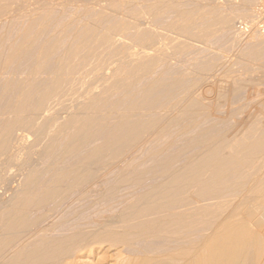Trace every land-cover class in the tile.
I'll return each mask as SVG.
<instances>
[{
    "label": "bare ground",
    "instance_id": "6f19581e",
    "mask_svg": "<svg viewBox=\"0 0 264 264\" xmlns=\"http://www.w3.org/2000/svg\"><path fill=\"white\" fill-rule=\"evenodd\" d=\"M59 1H62V0H59ZM90 1L92 2L94 0H66V2L69 5L71 3V4H74L77 6H79V5L82 6V3L87 4ZM98 1H100V0H98ZM151 1H153V0H151ZM162 1L163 0H161V1L158 0V3L156 4L157 8L158 7H163L162 9L167 8L166 7L167 4H165V2H164L165 0L163 2ZM178 1H176V2H178ZM190 1L191 0H189V2ZM206 1L212 3V2H216L217 0H211V1L206 0ZM221 1L222 0H220L219 2H221ZM224 1L227 3V2L233 1V0H224ZM95 2H96V0H95ZM129 2L123 1V3H129ZM195 2H197V1H195ZM155 3H153L154 8H151V10L148 7L144 6L145 8L149 9L146 11L154 12L152 9H155V11H156L157 8L155 7L156 5H154ZM169 3H170V1H169ZM48 4H50V0H0V16L2 17L5 14L6 15L10 14L11 13L10 10L13 7H16V9L18 11H19V9L20 10L24 9V7L28 6V5H31L34 7H43V9H44V7H46ZM112 4L115 5V7H118L120 3L116 4L113 2ZM149 4L152 7V4L151 3H149ZM173 4H175V2H173ZM173 4H172V6H174ZM181 4L179 3L180 6H181ZM187 4L189 5V3H186V5ZM207 4L205 3V6ZM220 4L221 3H219L218 5L222 6ZM88 5H90V4H88ZM186 5H185V9H186ZM212 5H213V3L210 4L209 6L207 5V9H208V7H210L209 9H212V10L208 9L209 13H210V11L212 12L214 10L212 8L213 7ZM215 5L217 6V4H215ZM244 5L246 7H248L250 10H252V11L254 10V12H257V14H258V12L260 13L264 9V0H260L259 2L256 0H244ZM52 6L54 7V5H52ZM95 6H93V7H95ZM121 6H123V5H121ZM176 6H178V5H176ZM195 6L196 7H194L193 9H196L197 7H199V2H198V6L197 5H195ZM202 6H204V4ZM202 6H200V9H197V11L198 10H200V12L202 11V14L204 12L207 13L206 9H205L206 11H203L205 6L204 7H202ZM112 7H114V6H112ZM201 7H202V10H201ZM238 7H241V5ZM238 7H237V9H238ZM214 8H215V6H214ZM28 9L29 8H27V10ZM136 9H138V8H136ZM136 9L134 10V8H133V11H136L137 13L135 12V14L133 16L131 15L132 18L134 19V21H124V20H122L123 19V17H122V18H120V20L117 19V20H119V22H117V20H116V23L113 22V24L115 23L114 25L111 24V26H109L110 24L107 25V22L105 24V22H103L104 21V19H103L102 22L105 25H107L109 28L110 27L111 28L108 30V27H105L106 31H104L98 35H96L98 32L97 31L98 29L96 30L94 28L95 26L91 27V29H93V28L95 29L93 32L97 31L95 33V35H96L95 37L89 38V36H88V38H87L88 33L89 34L93 33L91 30H90L91 33L88 32L82 36H80L77 33L75 35V33H74L75 31L72 32V30H71V32L73 33V35L71 37L76 36L78 38V39L76 38L78 41L76 39H74L75 42L73 43V45H71L68 48V50H66L67 52L64 51L65 53L62 52V54H60L61 49H60L59 39L52 41L53 44L52 43H49V45H47V43L45 45L42 44L44 46L41 45V48H40V46L38 47V44L35 41L37 39L31 38V40L28 41V40H26L27 38L25 37L26 43L23 40L24 44H22L21 46L19 44H17V49L11 50L12 49L11 48L10 49L11 51L8 50L9 52L6 53V56H5L6 61L4 60V63L7 62V64H9L8 63L9 60L13 59V61H14L15 57L20 56V55L22 56L23 55L22 52L26 53L28 51L32 52L33 50L42 49V50H40V53L38 52L39 54L37 53V55H36L37 57L35 56L36 59H35V61L33 60V65H31L30 73L34 77L31 76L32 78H29V80H26V82H25L29 87H33V86H35V85H33V83H35L37 81H41V79H38L40 77V75L38 76V78L36 75L40 74L46 68L47 69L50 68V67L49 68L46 67L47 66L46 64H47L48 60H50V58L52 57V55H54V53L56 51L59 52V55L55 53L54 57L57 55L59 57H56V59H55L56 61H55L54 65L52 66L54 68H53V70L50 69L52 74L50 75V73H51L50 72L49 73L50 76L47 75L48 78L45 79V80H47V82L44 85V87L42 89L39 88L40 86L38 87L41 90L39 92H37V95L34 96V94L31 93V90L29 91V89H27V88L23 89L22 92L19 93L20 94L18 96L19 100H17L16 103L14 102L15 104L12 107L8 108L9 109L8 112L6 110V112H7L6 115H5L6 112L4 113L6 118L3 117L5 121L3 119H1L4 121V124H3V127L0 126V127H2V130H0V167L1 166H7V165L12 167V166H15V164L16 165H22V167H24V166L25 167H28V166L31 167V165L35 166V163H34L35 161L33 162L32 155L38 146L34 149V145L27 142V136H28V138H30V135H33L34 137H36V140H37L36 145H39V147H40V150L38 151L40 159H45V158H49V157L52 158V156L55 155V157H56L55 160H57V159L62 160V158L67 159L69 156H71V154H76L77 152L82 157V139L83 138H85V140L88 138L92 139L93 136L94 137L96 136L95 134L98 131L104 130L105 133L107 132L106 135L104 134V132L102 133L104 135V136L102 135L103 140L98 145H96V146L93 145V148L90 149L89 156H87L85 158V160H83V161H82V158L79 159V157H78L79 162L78 163L75 162V164H74L75 167L71 166V168L70 167L68 168L70 170L69 171L70 176H73L76 179V183H74V186H76L75 184L78 185L77 180L82 178V168L85 170V172H89V169H91L95 164L98 166V163H101L102 165L105 166L110 161H112V159H119V158L123 157L127 153L128 149L134 148L136 146H138V148H139L140 144H142L144 141H146L145 143H147L148 138H147V140L142 141V138H144L143 137L144 134L146 135V133H148V134L156 133V135L157 134L158 135L161 134V136L164 134L166 135V133H168L169 130L170 131L172 130L171 129L172 127H174V126L177 127L178 123L183 118L188 117L190 119L191 118L193 119L194 116L205 117V115H207L210 112V111L208 112L209 107H207L205 102L201 101L202 100L201 98H199L198 96L197 97H193V96L188 97L191 89L188 91L189 94L187 93L186 90H184V91H186L187 94H185V92H184L183 96H181L182 95L181 94L180 97L178 96L174 100H173V98L175 97V95H174L175 93L173 94L174 95V97L172 98L173 101L172 102L170 101L171 103L168 106H166V108H164L162 106L164 108V110L166 111V112H164V114L166 116H163L164 114H162V112H161V114H159V116L157 114H156L157 116L151 115L154 117L148 119L149 117H147V115H145V117H147V119H148V120L146 119L145 121L143 120L145 117L142 120H141V117H139V114H142L141 113L143 111L142 108L146 109L147 111L149 110L150 112L151 111L153 112V110L155 111L157 109V108H155L158 106L157 104L153 103L151 105L152 102L150 103L148 101L145 103L143 101V100H145L144 99L145 96H143V98L141 100L143 102L138 101V98L136 96L137 94L135 95V97H132V95H133L132 93L134 91L131 92V96H129L128 98L123 96V93L126 90H123V91L120 90L121 92H123L122 94L119 91L121 94V97H119V95H118V98L113 97L114 93H116V92L119 93L118 92L119 89H127V91H128V89L130 90L137 80L138 81L141 80V79H139L140 77L144 76L145 74H148L149 72L151 73V71L160 62H162V64H163V61H165V60L167 61V59H168L166 57L163 58L160 54H158L156 56L154 55V57H153V55L150 54L152 57L148 56L149 58L146 57L147 55L145 57H140L141 54H139V53L142 51L145 52L147 50L143 49L141 51L140 50L135 51L136 47H133V46L126 47L128 44L126 46H123V45H125V43H128V42H126L128 39H126L125 43L124 42L122 43L123 45L117 47L118 46L117 41H118V38H120V37H125V38L128 37L129 40L135 39L137 36L136 32H139L140 34L138 33L139 34L138 37H139L140 41H141V38H143V37H141V36H143V35H141V31H144L147 28L146 27L147 24H149L150 22H147V24H146V26H144V30H143L141 27L143 26V24L145 22L144 20L147 21V18H145L143 20V16H146L144 11H142L144 13V15L142 16L143 13L140 14L141 11H137ZM185 9H182V7H181L180 11L182 10V12L178 11L179 14H177V15L180 17L177 19H179V20L176 21V19H175L176 15H175L174 16L175 21L172 18L171 19V20H173L172 22L167 21L168 22V26L166 25L167 27H165V26H162V27H165V28L169 27L170 29H167V30H170V32H172V33L174 32L175 35L177 33L178 34L181 33L180 35H182L184 33L192 41H194L193 39H195V40H196V38L202 39L203 37H204L203 39L205 41V36L207 35V32L203 33V31H209V30L205 29V27L207 26L206 25L207 22L206 23L202 22V21H205V18L200 20L202 22V24L199 23L196 26V27H198L201 24V26L202 25L203 26H202V28H200L201 26H199V28L205 29V30H203V31L201 30L202 32L201 31H199V32L195 31V29H194L195 23H196L197 18H199V17H197V16L195 17L193 15L194 12H192V14H189L187 12H183V10H185ZM219 9H220V7H219ZM88 10H89V8H88ZM165 10H163V11H165ZM176 10L174 11L175 13L177 12ZM189 10H190V8H189ZM192 10H190V11H192ZM31 11H33V10H31ZM126 11L128 14V10H126ZM157 11H159V10L157 9ZM186 11H188V10H186ZM190 11H188V12H190ZM34 12H36V11L34 10ZM90 12H92V11H90ZM138 12H140V13H138ZM159 12H162V11L160 10ZM166 12L168 13V10ZM200 12L196 13V10H195V13L197 15L198 14L200 15ZM215 12H218V11H213L214 14H215ZM226 12H227V10H226ZM231 12L229 14H231ZM237 12H238V10H237ZM12 13H14V12L12 11ZM132 13H133L132 11L129 12V14H132ZM156 13H155V15L158 16L159 14L157 15ZM47 14H44L42 16L45 17ZM97 14H99V13H97ZM103 14H104L103 12L102 13L100 12L99 16L101 15V17H103ZM127 14H125V11H124V15H127ZM151 14H150V16H151ZM237 14H239V13H237ZM237 14H234V16H236ZM42 16H41V18H39L40 16L38 17L39 20L40 19L42 20V18H43V20L47 19V18H44ZM99 16H97V17H99ZM104 16H106V15L104 14ZM128 16H125V19H126V17L128 18ZM152 16H154V15H152ZM203 16L205 17V14L202 15L199 19L203 18ZM219 16H223V15H221V14L215 15V17H217V21L218 20L220 21L221 19L224 18L225 23H229L231 21L233 22V20L227 22L229 20L228 18L230 17V15H228V16L225 15L228 20L225 17L218 18ZM158 17H160V16H158ZM158 17L156 18L157 21H158ZM207 17H208V15H207ZM245 17L246 16H244V18ZM253 17H255V16H253ZM32 18H34V16ZM35 18H36V15H35ZM94 18H95V16H94ZM105 18H107V17H105ZM150 18H148V19H150ZM239 18H240V16H239ZM98 19H101V18L100 17L97 18L96 19L97 22L100 21ZM115 19H114V21H115ZM230 19H231V17H230ZM245 19L248 20L247 18H245ZM262 19H264V18H262ZM34 20H36V19H34ZM39 20H37V21L39 22ZM126 20H130V19H126ZM153 20H154V18L152 20L150 19L149 21L153 22ZM235 20H237V19L235 18ZM42 21H40L39 23L42 24L45 22V21L44 22H42ZM46 21H48V19ZM161 21H163V20L161 19ZM197 21H199V20H197ZM206 21H208V19ZM213 21H212V23H213ZM219 21H218V23L222 22V20L220 22ZM242 21H243V19H242ZM249 21H247V22H249ZM38 22L35 24L37 25ZM152 22L150 24H152ZM250 22L252 23V21H250ZM225 23L222 22L221 23L222 26L219 25L218 27L222 28L224 26L223 24H225ZM77 24L79 25V23H77ZM165 24H167V23L165 22ZM165 24H163V25H165ZM210 24H211V22H210ZM230 24L231 23H229V25ZM260 24H262V23H260ZM209 25H208V29H209ZM263 25H264V23H263ZM46 26L47 25H45L44 27H46ZM255 26H257V25H255ZM255 26H254V28H255ZM67 27H68V25H67ZM83 27H84V25L81 26L80 28H83ZM165 28H162V29H165ZM210 28H213V27L210 26ZM249 28H251V27H249ZM69 29H70V27H68V30ZM74 29H76V28H73V30ZM140 29H141V31H140ZM152 29L148 28L147 32L149 33L151 31L153 32V30H155V29H153V30ZM33 30L31 29V31H33ZM50 30H51V28H50ZM68 30H66V32H65L62 29V31H64L65 33H67ZM77 30H78V28H77ZM159 30L160 29H158L157 31H159ZM167 30H166V32H168ZM246 30H247V28H246ZM256 30H258V28ZM27 31H29V30H27ZM52 31H54L53 28H52ZM212 31L213 30H211V34H212ZM42 32H43V30H42ZM84 32H86V31L84 30ZM152 32L149 35H147L146 31H144V35H145V33L147 35V37H146L147 40H145V39H143V40L146 41L147 43H149L147 45H149L151 47V49H153V48L158 49V48H160V46L162 44V42H161L162 38H160V37H162V34L164 36L165 33H162L160 31L156 32L157 34L162 33L161 36H159V35L152 33ZM184 34L182 36H184ZM241 34H243V33H240V35ZM62 35H63V38L66 37L65 40H67V39L70 40V38H71V37L67 38V36H70L69 33H68V35L66 34L65 37H64V34H61V36ZM133 35H136V36H133ZM165 35H168V34L166 33ZM180 35H179V38H181ZM132 36H133V38H131ZM169 36L170 35L166 36V38L172 39L171 36L170 37ZM208 36H209V34H208ZM236 36H237V34H236ZM248 36H249V33H248ZM22 37H23V35H22ZM54 37L55 36H53V38ZM253 37H254V34H253ZM40 38L41 37H39L38 40H40ZM53 38H52V40H53ZM164 38L162 41H164ZM177 38L178 37H176V40H177ZM21 39L22 38H20L18 40L19 43H20ZM254 39L256 40V38H254ZM136 40H138V39H136ZM143 40H142V42L144 43ZM237 40H239V39L237 38ZM250 40H252V39H250ZM181 41H182V38H181ZM207 41L208 40L206 38V42ZM245 41H247V40H245ZM34 42H36V44ZM63 42H65V41H63ZM138 42L139 41H137V43ZM142 42H139V43H142ZM184 42H185V39H184ZM248 42L246 44H248ZM260 42H261V40H260ZM66 43H69V42H66ZM66 43H65V45H66ZM71 43H69V44H71ZM118 43H120V42L118 41ZM165 43H167L166 40H165ZM178 44L179 43H176V44L174 43V48L176 47L175 45L178 46ZM183 44H185V43H183ZM205 44H207V43H205ZM246 44L244 43V45H246ZM249 44H251V43H249ZM258 44L259 43L256 42L255 45L251 44L253 46L249 45V46H251L250 47L251 49L248 47L249 48L248 50L241 48L243 51H241V49H240L241 53L240 52H239L240 54L237 53L239 55H237L238 58L236 57V59L239 60V64L241 65V67L244 66V68H246V67L248 68L250 63H252L253 61L255 62L256 60H260L258 63V64H260V62L262 60H264V59H262L263 56L260 57L261 53L262 52L264 53V46L261 42L259 44V46L262 44L261 47H259V46L256 47ZM34 45H35V47H34ZM147 45H143V47L145 48V46H147ZM181 45H179V46H181ZM135 46H137V45H135ZM172 46H173V44H172ZM179 46H178V48H180ZM184 46L185 45L181 46V48L183 47L182 48L183 50L185 49ZM254 46L256 48H254ZM162 47L163 46H161V48ZM36 48H38V49H36ZM195 49H200V47L195 48ZM201 49H202V47H201ZM167 50H169V49H167ZM181 50H180V52L177 50L178 53L176 51H175V53H177L179 55V53L183 52ZM236 50H238V49H236ZM161 51H162V49H161ZM28 53L30 54V52H28ZM145 54H149L148 51L145 52ZM182 54L183 53H181V55ZM175 56H176V54H175ZM184 56H186V55H184ZM215 57H217V56H215ZM235 61H237V60H235ZM0 62H2V61H0ZM51 63H53V62H51ZM167 63H166V66L168 65ZM234 64H236V63L233 62V65ZM5 65H6V63H5ZM9 65H8V67H9ZM251 65H253V64H251ZM251 65H250V67H251ZM212 66H215V65H212ZM261 66H263V65H261ZM1 68H3V67H1ZM209 68L210 67H208V69ZM191 69H192V67H191ZM199 69H201V67ZM219 70H220V68H219ZM155 71H156V69H155ZM209 71H210V69H209ZM237 71H239V70H237ZM47 72H46V74H47ZM218 72L216 71L215 73L219 74ZM151 75L149 74V76H151ZM153 75H152V77H153ZM157 76H159V73ZM43 77L45 78L44 75H43ZM155 77H156V75H155ZM161 77H163V76H161ZM161 77L157 78V80L160 79ZM35 78H37L38 80H36ZM179 78H181V77L179 76ZM207 78H208V76H207ZM163 79H164V77H163ZM181 79H183V76ZM146 80H148V79H146ZM232 81L234 82V79ZM238 81L236 80L237 83L241 84L240 80H238ZM148 82H150V81H148ZM162 82H159V83H162ZM236 82H235V84H236ZM154 83H156V84H154ZM154 83L149 84V86L147 85V89H145V92L147 91L150 93L151 91H153V89H155L156 85L158 84L157 82H154ZM164 83H165V81H164ZM164 83H162V84H164ZM235 84L232 85L233 87H231V89L234 88ZM239 84L238 85L236 84L237 86L235 87V90H233V91H236L239 88ZM242 84L240 86H245V84L244 85H242ZM160 85L161 84H158L157 86H160ZM181 85H182V83H181ZM98 86L102 87V89L100 88L102 90L101 92H96L95 89ZM134 86H136V85H134ZM143 86L145 87V85H143ZM183 88H185V87H183ZM34 89H35V87H34ZM185 89H187V88H185ZM139 90H141V89H139ZM204 90H205V88H204ZM206 90L204 92H206ZM33 91L34 90H32V92ZM142 92L143 93H141V94H144V91H142ZM156 92H157V90H156ZM173 92H174V90H173ZM217 92H219V91H217ZM231 92H232V90H231ZM117 93L115 94L116 96H117ZM211 93H212V91H211ZM232 93H234V92H232ZM145 94H147V93H145ZM216 94H217L216 95V97H217L219 94L218 93H216ZM222 94H223V92H222ZM154 95L156 96L157 93H155ZM191 95H192V92H191ZM33 96L36 97L35 98L36 100L32 102L31 100L32 99L34 100V98H32ZM151 96L152 95L150 93V96L149 97L147 96V97L150 98ZM225 96H227V95H225ZM147 97H145V98L148 99ZM158 97H159V95H158ZM162 98H163V96H162ZM222 98H225V97L223 96ZM158 100H159V98H158ZM159 103H162V102H159ZM165 103H167V102H165ZM209 103H211V102H209ZM216 105L214 104V106H216ZM209 109H211V108H209ZM102 111H104V113H102ZM100 113H101V117L99 115ZM156 113H157V111H156ZM168 113H170V114L167 116ZM2 116H3V114H2ZM141 116H143V115H141ZM113 117L116 118L114 121H113V119H114ZM111 118H113V119H111ZM192 119L189 120V121H191V123L189 122L190 125L195 120V119H193V121H192ZM197 119H200V118L198 117ZM205 119H207V116ZM110 120L113 121V123L111 121V123H112L111 126H109L110 124L108 125ZM251 122L253 123V120H251ZM197 123H198V120H197ZM252 123H251V125H252ZM255 123L257 124V126H259V124H261L260 122L258 123V122H255V120H254V124H253L254 127H255ZM193 124L196 125L195 122H193ZM209 124H210V122H209ZM194 125L191 126L193 129L192 132H191L190 128L187 129V127L186 128L182 127L185 129V131H182V132H185L186 137L184 136L185 134L181 132V130L178 129V132L179 133L181 132L186 139L191 138V136L192 137L194 136V138L196 139L197 134H195V133L201 134L200 135V136H202V137H200L201 139L198 136V138L200 139L198 141L199 147L196 144L197 151L195 153L191 154V152H188V154L190 153V155L186 156V158L181 163H179L177 165L176 161L180 162V160H178V159H180L182 157V156H180L181 152H179L180 158H178L176 154H175L176 157L174 156V154L170 156L169 153H167L168 154V157H167L166 150H165L166 148H169V146L172 143H175L174 142L175 140L173 142H168V143L161 145L159 148H157V150L159 149L157 152H160V151L163 152L165 150V156L167 157L166 158V157L162 156L163 160H161V161H165V163L167 164V168L169 167V164H171V165L175 164L174 167H171V165H170V168L168 170H166V168H165L166 171H163V173L165 175L164 178H162L163 180L161 182H158L155 184L152 183L153 185H150V187L146 186L147 187L146 189L143 187V191L138 192V194L136 193L137 195L136 194L135 195H136L137 199H136L135 203L128 205V208L131 209V211H124V210H122L123 212L119 211L118 212L119 214L117 213L116 215L109 216L108 218H106V220L104 222H102L100 225H98L99 226L98 228L94 229L93 231H92L93 226L92 227L90 226L91 232H87L83 235H80L81 233H78V232H76V233L73 232V234L70 233L71 235L69 233H68V235H63L64 234V232H63L62 236H59L56 233H55L56 234L55 235L53 232H51L52 228L57 224H55V225L53 224L54 225L53 227L48 226L49 224L47 225L48 227L44 226V227L37 228L35 226L37 229H35V228L32 229L33 226L31 224L27 223V222H29V219L26 222L25 213H26V209L30 205L27 202H28V200L29 201L31 200L29 197H32V195L34 193H36L35 189L37 187V185H36L37 183H34V182L38 181L37 178H39V176L41 177L42 171L49 169V168L48 169L45 168L42 171H40V168L36 169L34 167V169H36L37 171L39 170L40 173H38L37 171L35 172L34 169L29 170L27 168V170H29L28 171L29 173L26 174L27 178H25V179H27V183H26V185L24 184L25 186L21 190H19L15 195L16 204L19 202L18 206L15 205V209L12 210L11 212L7 213V214L2 213L0 211V264H67L70 262L68 259H75V257L77 256L78 253L85 252V250L93 247V245L95 246V245H102V244H108L109 247L110 246L111 247L115 246L117 248L120 246L125 247L127 255L124 256V258L122 256L123 259L122 260L120 259L121 261L119 264H264V134L257 135L255 133L254 128H252V126H250L248 123L247 124L248 126H246L245 129L242 128V130L244 132H242L241 135L239 133L237 135L238 137L236 136V137H234V138L232 137L230 139V138H228L229 136L227 137L226 134H224V132H223V134H221L220 132H217V130L219 128L217 130L214 129L215 131L212 132V133L217 132L218 134H208L207 133V135H206V134H203V132H202L203 130L201 131V133H200V131L198 132V130L196 131L194 129L195 127H193ZM106 126H107V128H106ZM199 126H200V124H199ZM203 126H204V123H203ZM261 126H262V124H261ZM261 126H259V127H261ZM207 127L208 126H206V128ZM217 127H218V125H217ZM232 127H234V126H232ZM240 127H241V125H240ZM202 128L203 127H201V129ZM209 128H210V126H209ZM211 128H213V127H211ZM238 129H240V128H238ZM194 130H195V133H194ZM187 133H190V134L194 133V135L189 134L190 136H188ZM205 133H206V130H205ZM99 134H101V132H99ZM98 135H97V137H98ZM99 138H100V140L102 139L101 137H99ZM150 138H151V136H150ZM198 138L196 140H198ZM94 139L95 138H93V140ZM171 140H173V139H171ZM187 142H189V143H187L188 146H190L192 144V141H187ZM198 142L196 141L195 143H198ZM179 146H180V144H179ZM182 146H184V145H182ZM192 146H194V145H191L190 147L192 148ZM143 147L144 146H142V149H143ZM175 147H173V148H175ZM170 148H172V147L170 146ZM26 149L28 150L27 151L28 153L25 156L26 158L24 160L20 161V154H23L21 152L25 151ZM176 150H178V149L176 148ZM175 152H177V151H175ZM76 156H78V155H76ZM108 156H109V158H108ZM73 157H75V156H73ZM184 157H185V154L182 158H184ZM21 159H22V156H21ZM53 159H54V157H53ZM70 159H71V157H69V160ZM132 159H133V157H132ZM37 161L39 162V160H37ZM45 161H46V159H45ZM76 161H77V159H76ZM51 163H54V162H51ZM96 165H95V167H96ZM53 166H55V164ZM251 167H253L254 169ZM248 168H251L250 169L251 171L253 169V171H252L253 174L252 175L249 174L251 177L247 174L250 178H247L248 177L247 176L246 181L243 180L244 182L240 183L239 182L240 180H238L239 183H237V182L234 183L233 181L236 178L235 177L236 174H242ZM14 169H16V168H14ZM66 170L67 169H65V171ZM94 170H95V168H94ZM55 171H57V170H55ZM100 171L101 170H99V172ZM251 171L249 173H251ZM20 173H22V171ZM62 173H64V172H62ZM44 174H46V173H44ZM50 174L51 173H49V175ZM54 174H55V172H54ZM57 174H55V175H57ZM66 174H68V172ZM233 174L235 175V176H233V177H235L234 180L232 179ZM245 174L246 173H244V176H245ZM19 175H21V174H19ZM237 176L239 177L241 175H237ZM87 177H89V176H87ZM42 178H43V181L44 180L46 182L49 181L47 183L49 185V183L51 181L50 179H52L53 177H50L49 180L47 178L44 179V177H42ZM55 178L57 179L56 181H54L56 185L53 184L54 183L53 181L50 184H53V186L55 185L56 187H53L51 185L50 186L52 188L50 186L47 187V184H46L45 187H47V189L50 187L51 188V189L49 188L50 191L48 190L46 192L47 194L42 191L46 195V196H43L44 199L47 196H48V198H50V197L55 198L57 196L59 197L61 193H64L62 190V186H60L61 187L60 188L57 184L60 182V184L62 185V183H61L62 181L66 182L68 180H62V178H64V175L61 177H59L57 175V176H55ZM55 178H53L52 180H54ZM15 181H17V180H15ZM23 181L25 182V180H23ZM72 181H68L69 183L68 182H66V183L71 185V183L75 182V181H73V182ZM40 182H42V180L38 181V183L39 184L43 183V182L42 183H40ZM45 183H44V185H45ZM31 185H33V186H31ZM35 185H36V187H35ZM69 185H68V187H69ZM42 186L43 185H41V188H42ZM15 187H13V188H15ZM38 187H39V185H38ZM43 188H44V186H43ZM57 188H58V191H60V190L61 191L58 192ZM195 189H197L198 192H197V190L195 191ZM32 190H34V192ZM193 190H194V192H197V193L196 194L192 193ZM38 191L40 192V190H37V194H38ZM43 193L42 194L40 193L41 196L43 195ZM11 200H13V199H11ZM45 201H47V200H45ZM55 203H57V202H55ZM11 204H13V203H11ZM31 205L33 206V204H31ZM27 218H28V216H27ZM132 220H134L133 223L131 222ZM133 224H134V226H132ZM122 226L126 227V228L123 229ZM49 227H51V229ZM120 227L123 230H120L119 229ZM88 229H87V231H88ZM56 230H57V228H56ZM52 231H54V229ZM76 234L80 235V236H77ZM130 234H133L135 237H130ZM129 238H133V239L135 238L136 240H138L137 244L134 241L135 239L132 240ZM149 240H152V242H153V240L155 242L157 241L158 243H156V244H159V245L155 244L154 245L155 247L153 248L151 246H148L145 243L147 247H144L145 250H142L141 243L143 241L148 242ZM137 249H138V252L135 251ZM139 249L142 251H140ZM118 252L121 253L120 251H118ZM73 264H75V263H73Z\"/></svg>",
    "mask_w": 264,
    "mask_h": 264
},
{
    "label": "rangeland",
    "instance_id": "374dc122",
    "mask_svg": "<svg viewBox=\"0 0 264 264\" xmlns=\"http://www.w3.org/2000/svg\"><path fill=\"white\" fill-rule=\"evenodd\" d=\"M123 1L124 2H127V1L129 2L130 1V2L129 3H123ZM127 1L126 0H102V1L101 0L100 1L96 0V2H97L96 3L95 0H94L92 2L91 1L88 2L87 4H85V3L83 4L82 3V6L81 5L77 6V5H74V4H71V3L69 5L66 2V0H62V1H59V0H50V4L47 5L48 7L47 6L44 7V9H43V7H34V6H31V5H28V6H25L24 9H21L22 11L20 9L18 11L16 9V7H13L10 10L11 13L9 12L10 14H8V15L5 14L2 17L0 16V61H2V62H0V124H1L0 126L3 127L4 121H5L3 117L6 118L5 115L7 114L8 110H9L8 108L9 107H12L16 103V101L19 100V97H18L20 95L19 93L22 92L23 89L27 88V89H29V91L31 90V93L34 94V96H36L37 95V92H39L44 87V85L47 82V80H45V79H47L48 76H50L52 74L51 70H53V68H54L52 66L54 65V63L56 61L55 60L56 57H59L58 56L59 55V52L56 51L55 53L58 54V55L54 57V55H55V53H54V55H52V57L50 58V60H48L49 63L47 62V64H46L47 65L46 67H48V68L50 67V68L49 69L46 68L40 74L36 75L37 78L40 75V77L38 79H41V81H37V82L33 83V85H35V86L32 85L33 87H29L25 82H26V80H29V78L34 77L30 73V71H31V65H33V60L35 61V59L37 57L36 56L37 53L38 52L40 53V50H42V49L33 50L32 52L31 51H28V52H30V54L28 52H26V53H23L22 52V54H23L22 56L20 55V56L15 57V60L14 61H13V59L8 61V63L10 65L7 64V62H5L6 65L4 63V60L6 61V58H5L6 53H8L11 50L17 49V44H19L20 46L22 44H24L26 38H27L26 40L29 41V40H31V38L38 40L39 37H41L40 38L41 41L40 40H38V41L35 40L37 42V44H38V47L40 46V48H41V45L42 44L45 45L46 43H47V45H49V43H52V41H55V40L59 39V41H60V49H61V50L59 49L60 50V54H62V52L65 53L64 51L68 50V48L71 45H73V43L75 42L74 39L77 38L76 36H74L75 38L74 37H71L73 35L72 32L75 31L74 32L75 35L77 33L80 36H82V35H85L88 32L91 33V31L93 32L95 29L96 30L98 29L97 30L98 32L97 31L93 32L94 34L93 33H91V34L88 33L87 34V38H88V36H89V38L95 37L96 35H98V34L104 32V31H106L105 27H108L107 25H109V24H110L109 26H111V24L114 25L116 23V20L117 19L120 20V18L123 17L122 20H124V21H134V19L132 18V16L135 14L136 11H133V8H134V10L136 8H138L136 10L137 11H141V13L138 12L140 14H142L143 13L142 11H144V13L146 15V16H143L144 13L142 14L143 20L145 18H147V21L144 20L145 22H144L143 26L141 27L143 30H144V26H146L147 22H150L151 23L152 21H149V20L150 19L152 20L154 18L152 24L149 23L146 26L147 28L145 27L146 29L144 31H146L147 35H149L152 32L151 31V32L148 33L147 32L148 28H151V29L153 28L155 30L152 29L153 30L152 33L157 34L156 32H159V31L162 32V33H165V34L167 33L168 35L171 36L172 39L166 38V36H168V35H165L164 34V36H163V34L161 33L162 34V37H160V38H162L161 39V42H162L161 46H163L162 48L160 46V48L162 49V51H161L160 48H158V49H154V48L151 49V47L149 45H147L149 43H147L146 41L143 40V39L147 40L146 39L147 35H146V33L144 35V31H141V29H140L141 35H143V36H141L143 38L140 37L141 38V41H140V39L138 37V35L140 34L139 32H136L137 34L135 33L137 36L136 35H133V36H136V38L134 37L135 39L129 40L128 37L127 38H125V37L118 38V41L121 44L118 43V41H117V45H118L117 47L123 45L122 43L123 42L125 43L126 39H128L126 41L128 43H125V45H123V46H126L128 44L126 47H130V46L136 47V49L134 48L135 51L136 50L137 51L138 50L141 51L143 49H145V50L148 51L149 54H145V52H147V51L140 52L139 54L142 55V56L140 55V57H145L146 55H147L146 57L151 56V55H153V57H154V55L156 56V55L160 54L163 58H165V57L168 58L167 61L166 60L163 61V64H162V62H160L151 71V73L149 72L148 74H145L147 77L145 75H144L145 77L144 76L140 77L139 79H141V80H139V81L137 80L134 83V85H136V86L133 85L134 87L132 86V88L130 90L128 89V91H127V89H119L118 92L120 90L121 91L126 90L124 93L121 92V91L120 92H121V94L123 93V96L124 97L128 98L129 96H131V92L134 91L132 93L134 96L132 95V97H135V95L137 94L136 96L138 98V101H140V102H143L144 101L145 103L148 101L150 103L152 102L151 105L153 103L154 104H157L158 106L160 105L159 107L156 105L157 107H155V108H157V109L155 111L153 110V112L152 111L150 112L149 110L147 111L146 109H143L142 108V110L144 112L142 111L141 112L142 114H139V117H141V120L145 117V115H147V117H149L148 119H150V118L154 117V116H151V115H156L157 114L159 116V114H161V112H162V114H164V112H166L164 110V108H166V106H168L176 97H178V96L180 97L181 94H182L181 96H183L184 95V92H185V94H187L190 89L191 90H190V94L188 93L189 94L188 97H190V96L197 97L198 96L199 98H201L202 99L201 101L202 102H205L206 105H207V107L211 108V109L208 108V112L209 111L210 112L207 115H205V117H203V116H194L193 117L192 116L193 119H195V120L193 121V119L192 118L191 119H192L193 122H195L196 125H194L193 122L190 125V123H191V121H189V120H191L190 118H188V117L187 118H183L179 122L181 125L178 123L177 127L176 126L172 127L171 128L172 130L171 131L169 130L170 132L168 131V133H166V135L165 134L162 135L163 137L161 136V134L160 135H158V134L156 135V133H150V134L146 133V135L144 134L143 137L145 139L142 138V141L143 140H147V138H148L147 143H145L146 141H144L142 144H140L139 148H138V146H136L138 149L136 147L131 148L132 150L131 149H128L127 150V153L123 157H121L119 159H112V161H110L105 166L102 165L101 163H98V166L95 164L96 167L94 165L91 168L92 170L89 169V172H85V170L82 168V178L77 180L78 185L75 184L76 186H74V183H76V179L73 176H70V174H69L70 173L69 172L70 170L68 168L69 167L71 168V166L75 167L74 166L75 162L76 163L79 162L78 161V157H79V159L82 158V161L85 160V158L87 156H89L90 149L93 148V145L96 146V145H98L103 140V138H102V135L103 134L102 133L104 132V134L106 135L107 132L105 133L104 130H101L100 129L101 131H98L95 134L96 135L95 137L93 136V138H95L94 140H93V138L92 139L88 138L89 140L88 139L85 140V138H83L82 139V157L77 152L78 154L77 153L76 154H71V156H69V157H71L70 160H69V157L67 159L64 158L65 160L63 158L61 160L58 157L60 160H58V159L55 160L56 157H55V155H53L52 158L51 157L45 158L46 161H45V159H40L39 158V152L38 151L40 150V147H39V145H36V143H37L36 142L37 141L36 140V137H34L33 135H30L29 134L30 135V138H28V136H27V142L30 143V144H33L34 145V149L38 146L37 147L38 149L36 148V150L33 152V155H32V160H33V162L35 161L34 162L35 163V166L31 165V167H32L31 168L29 166L28 167H25V166L22 167V165H16L15 164L16 167L15 166H12L11 167V166H8V165L7 166H1L0 167V173H1L0 174V211L2 213H6L7 214V213H9V212H11L12 210L15 209V205L18 206L19 202L16 204V202H15V199H16L15 198V195H16V193L19 190H21L26 185L27 179H25V178H27L26 177V174L29 173L28 171L30 169L32 170L35 167L36 169L40 168V171H42L45 168L46 169L49 168L48 170H45L46 172L45 171H42L41 172L42 173L41 174V177L39 176V178H37L38 181H41L42 180L43 183L40 182L42 184H39L38 181L34 182V183H37L36 184L37 187H36V185H35V187H36L37 190H40V192L38 191V194H37V190L35 189V192L36 193H34L32 195V197H29L31 200L30 201L28 200V202H27L30 205L33 204V206L32 205L31 206L30 205L28 206V208L26 209V213H25V215H26L25 216V220L27 222L28 219H29V222H27V223H29V224H31L33 226L32 229H34V228L37 229V228L44 227V226H46V227H48V226L53 227L55 224H57V225H55L52 228V230L54 229V231L51 230V232H53L54 234L56 233L57 235L62 236L63 232H64L63 235H68V233L69 234L70 233L73 234V232L74 233L78 232V233H81L80 235H83V234H85L87 232H91V227L92 226H93L92 227V231L94 229L98 228L99 227L98 225H100L102 222H104L106 220V218H108L109 216L116 215L119 211L123 212L122 210H124V211H131V209L128 208V205H131V204H134L135 203V201L137 199L136 195L138 194V192L143 191V187L146 189L147 187H150V185H153L155 183L161 182L163 180L162 178H164V176H165L164 173H163V171H166V170H168L170 168V165L171 164L168 163L169 164V167L167 168V164L165 163V161H161V160H163L162 159L163 158L162 156L166 157L165 156V150H166L167 157H168V154L167 153H169L170 156L174 154V156L176 157V155H177L178 158H180L179 157V155H180L179 152H181V155L180 156H182V157L185 154V157L184 158H182V157L180 159L177 158L178 160H180V162L179 161L178 162L176 161L177 165L179 163H181L186 158V156L190 155V153L188 154V152H191V154H193V153H195L197 151L196 144L199 147V142L198 141L201 139L200 137H202V136H200L201 134L195 133V130L196 131L198 130V132L200 131V133L203 130L202 131L203 134H206V135H207V133L208 134H218L217 132H220L221 134H223V132H224V134H226L227 137L229 136L228 138L231 139L232 137L233 138L236 137L239 133L241 135L242 132H244L242 130V128L245 129V127L248 126L247 124L249 123V125L252 126V128H254L255 133L257 135L264 134V126H263L264 125V69H263L264 68V60H262V59H264L263 58L264 57V53L262 52L263 54L261 53V56H260V57L263 56L262 59H261L262 61L260 62V64L263 62L261 64L263 66H261L260 64H258L260 60H256L255 62L253 61L252 63H250V65L253 64V65H251V67L249 65L248 68L247 67L244 68V66L241 67V65L239 64V60L236 59V57L238 58L237 55H239L241 53L240 52V49L241 48L248 50L251 46L255 45L256 42L259 43V44L262 42V44L264 46V28H263L264 27V25H263L264 19H262V18H264V9H263V11L260 10L261 12L260 13L258 12V14H257V12H254V10L253 11L250 10L248 7H246L244 5V0H233V1H229L227 3L224 0H222L221 2H219L220 0H217L216 2H212L213 3V5H212L213 7L211 6L214 9L213 11H218V12H215V14H214L213 11L212 12L210 11V13H209V10H212V9H209L210 7H208V9H209L208 10L207 9V5L209 6L212 3L211 2H208L206 0H191L190 2H189V0H184V1L181 0L182 2L180 0L179 1L178 0H175V1L174 0H165V1L163 0L165 2V4H167L166 5L167 8H165L166 10L165 9H162L163 7H158L157 8V5L156 4L158 3V0H153V1H151V0H148V1L147 0H145V1L144 0H127ZM169 1H170V3H169ZM176 1H178L180 4L182 3L181 6ZM195 1H197V2H195ZM209 1H211V0H209ZM256 1L259 2L260 0H256ZM113 2L116 3V4H119V3L120 4H119L118 7H115V5L112 4ZM173 2H175V4L178 5V6H176L175 4H173ZM198 2H199V7H197L196 9H193L194 7H196L195 5L198 6ZM149 3L152 4V7L150 6ZM153 3H155L154 4V5H156L155 7L159 11L161 10L162 12L157 11V9H156V11H155V9H152L154 12H152V11H150V12L149 11H146V10H149V9L151 10V8H154ZM186 3H189V5L188 4L186 5ZM205 3L206 4L208 3V4L205 6ZM214 3L217 4L218 7ZM219 3H221L220 5H222V6H219L218 5ZM88 4H90V5H88ZM172 4L174 6H172ZM203 4H204V6L206 8L204 6H202ZM52 5H54V7ZM121 5H123V6H121ZM185 5H186V9H185ZM240 5H241V7H238ZM93 6H95V7H93ZM112 6H114V7H112ZM144 6L145 7H148L149 9L145 8ZM200 6L204 7L203 11H206L207 10V13L204 12L202 14V11L201 12H200V10L197 11V9H200ZM214 6H215V8H214ZM26 7L29 8V9L27 10ZM181 7H182V9H185V10H183V12H187L189 14H192V12L195 13V10H196V13L197 12L198 13L200 12V15L201 16L205 14V17L203 16V18L199 19L201 16L199 14L197 15L196 13L195 14L193 13V15L195 17L196 16L199 17V18H197V20H199V21L196 20V23L197 24L195 23V28H194L195 31H198L199 32V31H201V30L203 31L205 29L206 30H209V31H203V33L207 32V35L205 36V41L203 39L204 37L202 39L201 38H196V40L193 39L194 41H192L184 33H183L184 36H182L183 34L180 35L181 33L180 34L177 33L176 34L177 36H176L174 32H173L174 33L173 34L172 32H170V30H167V29H170L169 27L168 28H165V27L168 26V22H170V21L172 22L173 20L175 21V19H176V21L179 20L177 18H179L180 16H178L177 14H179V12H182V10L180 11ZM202 7H201V10H202ZM219 7H220V9H219ZM237 7H238V9H237ZM88 8H89V10H88ZM189 8H190V10H192V9L193 10L190 11ZM31 10H33V11H31ZM34 10L36 12H34ZM126 10H128V14H127V11ZM130 10L133 12L132 14H129V12H131ZM163 10H165V11H163ZM167 10H168V13L166 12ZM175 10L177 12L178 11L179 12L178 13L177 12L175 13L174 12ZM186 10L190 11L191 13L188 12V11H186ZM226 10H227V12H226ZM237 10H238V12H237ZM12 11L14 13H12ZM90 11H92V12H90ZM124 11H125V14H127V15H124ZM100 12L101 13L103 12L106 16H104V14H103V17L104 18L101 17V15L99 16ZM230 12H231L232 15L229 14ZM91 13L92 14L94 13V14L92 15ZM97 13H99V14H97ZM155 13L157 15L159 14L158 16H160V17L156 16ZM233 13L234 14L239 13V14H237L236 16H234ZM44 14H47V15L44 17V16H42ZM150 14H151V16H150ZM220 14L223 15V16H219L218 18L225 17L227 19V17L225 15H227V16L230 15L231 19L229 17L228 18L229 20L227 19L228 20L227 22L233 20V22L232 21L229 22V23H231L230 24L231 26L229 25V23H225V20L223 18V19H221L222 22L225 23L226 25L227 24L228 25L226 26L225 24H223L224 26L222 28L221 27H218L219 25L222 26V24H221L222 22L221 23H218L219 20L217 21V17H215V15H220ZM35 15H36V18H35ZM152 15H154L155 17L152 16ZM175 15H176V17L174 19V16ZM207 15H208V17H207ZM238 15L240 16L241 19L239 18ZM243 15L246 16L245 18H247L248 20H246ZM33 16H34V18H32ZM41 16L44 17V18H47L48 21H46L47 19H44L43 20V18H42L43 21L41 19L39 20V18H41ZM94 16H95L96 19L100 17L101 19H98V20H100L101 22L100 21L97 22L96 19L94 18ZM97 16H99V17H97ZM125 16H128V18L126 17V19H130V20H126L125 19ZM253 16H255V17H253ZM105 17H107L108 19L105 18ZM157 17H158V21L156 19ZM148 18H150V19H148ZM172 18H173V20H171ZM204 18H205V21H202V22L203 23L204 22L205 23L206 22L208 23V24L206 23L207 26L205 25L207 28L204 26L205 29H200L203 26V25L201 26L202 22L200 20H202ZM235 18L237 20H235ZM34 19H36V20H34ZM103 19H104V21H103ZM114 19H115V21H114ZM161 19L163 21H161ZM207 19H208V21H206ZM242 19H243V21H242ZM37 20H39V22L40 21H42V22L45 21V22L44 23L41 22L42 24H40ZM119 20H117V22H119ZM249 20L252 21V23ZM102 21L105 22V24L107 22V25H105ZM212 21H213V23H212ZM247 21H249V22H247ZM37 22H38V24L36 25L35 23H37ZM113 22H115V23L113 24ZM165 22L167 24H165ZM210 22H211V24H210ZM77 23H79V25ZM199 23H201L199 25V26H201L200 28H199V26L196 27ZM260 23H262V24H260ZM163 24H165V25H163ZM45 25H47V26L44 27ZM67 25H68V27H70V29H69L70 31L68 30ZM83 25H84V27L83 28H80ZM208 25H209V29H208ZM255 25H257V26H255ZM162 26H165V27H162ZM210 26L213 27V28H210ZM254 26H255V28H254ZM91 27H94L95 29L94 28L91 29ZM249 27H251V28H249ZM50 28H51V30H50ZM52 28H53L54 31H52ZM73 28H76V29L73 30ZM77 28H78V30H77ZM110 28L108 27V30ZM162 28H165L170 34L168 32H166L165 29H162ZM246 28H247V30H246ZM257 28H258V30H256ZM31 29L32 30L34 29V30L31 31ZM62 29L65 32H66V30H68V32L65 33L64 31H62ZM158 29H160V30L157 31ZM27 30H29V31H27ZM42 30H43V32H42ZM71 30H72V32H71ZM84 30L86 32H84ZM211 30H213L212 31V34H211ZM96 32H97V34L95 35ZM68 33H69L70 36H67V38L68 37L69 38L71 37V38H70V40L69 39L65 40V38H66L65 36H66V34L68 35ZM240 33H243V34L240 35ZM248 33H249V36L250 37L248 36ZM61 34H64V37L65 38H63V35L61 36ZM161 34L159 33L157 35L161 36ZM208 34H209V36H208ZM236 34H237L238 37L236 36ZM253 34H254V37H253ZM22 35H23V37H22ZM179 35L181 36L183 42L181 41V38H179ZM53 36H55V37L53 38ZM133 36L131 38H133ZM51 37L53 38V40H52ZM176 37H178L177 40H176ZM20 38H22V39L20 40V43H19L18 40ZM163 38H164V41H162ZM206 38L208 40L207 42H206ZM237 38L240 41L237 40ZM254 38H256L257 41ZM136 39H138V40H136ZM184 39H185V42H184ZM250 39H252V40H250ZM23 40H24V42H23ZM142 40L144 41V43L142 42ZM165 40L167 41V43H165ZM245 40H247V41H245ZM260 40H261V42H260ZM63 41H65V42H63ZM137 41L142 42V43H139V42L137 43ZM36 42H34V43L36 44ZM66 42H69V43L72 42V43L69 44V43H66ZM247 42H248V44H246ZM65 43H66V45H65ZM174 43L175 44L176 43H179L178 46L181 45V44H182L181 46L185 45L184 46L185 49L183 50L182 49L183 47L181 48V46H179L182 49L181 50L180 48H178L177 45H175L176 47L174 48ZM183 43H185V44H183ZM205 43H207V44H205ZM244 43L246 45H244ZM249 43H251L253 45H251ZM172 44H173V46H172ZM259 44L256 47H258ZM44 45H42V46H44ZM135 45H137V46H135ZM143 45H147V46H145V48H144ZM249 45H251V46H249ZM261 45L259 47H261ZM34 47H35V45H34ZM199 47H200V49H195V48H199ZM201 47H202V49H201ZM256 47L254 46V48H256ZM36 49H38V48H36ZM167 49H169V50H167ZM179 49L181 51H183V52H181V53H183L182 55H181V53H179V55L177 54L178 51L180 52ZM236 49H238V50H236ZM242 49H241V51H243ZM175 51L177 53H175ZM184 51L185 52L187 51V52L185 53ZM237 53H239V54H237ZM175 54H176V56H175ZM184 55H186V56H184ZM215 56H217V57H215ZM235 60H237L238 62L235 61ZM51 62H53V63H51ZM165 62L166 63L168 62L167 63L168 64L167 66H166V63ZM233 62L236 63V64L233 65ZM8 65H9V67H8ZM212 65H215V66H212ZM1 67H3V68H1ZM191 67H192V69H191ZM200 67H201V69H199ZM208 67H210L209 68L210 71H209ZM219 68H220V70H219ZM155 69H156V71H155ZM236 69L239 70V71H237ZM216 71L217 72L219 71L218 72L219 74L215 73ZM46 72H47V74H46ZM49 73H50V75H49ZM158 73H159V76H157ZM149 74L150 75L152 74L153 77H152V75L149 76ZM43 75L45 76V78L43 77ZM155 75H156V77H155ZM161 76H163L164 79L165 78L166 79L164 80L163 77H161ZM179 76L181 78L183 76V79L179 78ZM207 76H208V78H207ZM159 77H161L163 80L161 78L157 80V78H159ZM37 78H35V79L38 80ZM146 79H148V80H146ZM233 79H234V82L232 81ZM152 80L154 82H157L158 84H161V85L160 86H157L158 85L157 84L156 85L157 88L155 87V89H153V91L150 92L153 97L151 96L150 98H148L150 96V93L147 92V91L145 92V89H147V85L149 86V84L154 83ZM236 80L237 81L240 80V83L241 84L243 83L242 85L245 84V86H240L241 84L237 83ZM148 81H150V82H148ZM164 81H165L166 84L164 83ZM159 82H162L164 84L159 83ZM235 82H236L237 85L239 84V88L236 91H233V90H235V87L237 86L235 84ZM181 83H182V85H181ZM154 84H156V83H154ZM233 84H235L234 85V88L231 89V87H233L232 86ZM143 85H145V87ZM34 87H35V89H34ZM38 87L41 88V89H39ZM183 87H185L187 89H185ZM100 88L102 89V87H99V86L96 87V89H95L96 92H101L102 90ZM204 88H205V90L207 89L206 92H204L205 91ZM139 89H141V90H139ZM32 90H34V91L32 92ZM156 90H157V92H156ZM173 90H174V92H173ZM184 90H186L187 93ZM231 90L234 93H232ZM142 91H144V94H141V93H143ZM211 91H212V93H211ZM217 91H219V92H217ZM120 92L119 93L116 92L117 93V96L115 95L116 93H114V96L113 97L118 98V95H119V97H121ZM191 92H192V95H191ZM222 92H223V94H222ZM145 93H147V94H145ZM155 93H157L156 96L154 95ZM216 93L219 94L217 96L218 98L216 97V95H217ZM173 94L175 95V97H174ZM158 95H159V97H158ZM225 95H227V96H225ZM34 96L32 97V98H34V100L31 98L32 99L31 100L32 102L36 100L35 99L36 97H34ZM143 96L147 97L148 99H146L144 97V99L146 101L145 100L141 101L142 98H143ZM162 96H163V98H162ZM223 96L225 98H222ZM158 98H159V100H158ZM172 98H173V100H172ZM164 101L167 102V103H165ZM208 101L211 102V103H209ZM159 102H162V103H159ZM214 104L215 105L217 104V105L214 106ZM6 110H7V112H6ZM156 111H157V113H156ZM4 113H5V115H4ZM102 113H104V111H102ZM2 114H3V116H2ZM169 114L170 113H168L167 116ZM99 115L101 117V113ZM141 115H143V116H141ZM163 116H166V115L164 114ZM206 116H207V119H205ZM147 117H145L143 120L145 121L147 119ZM198 117L200 119H197ZM113 118H111V119H113V121H114L116 118L115 117H113ZM1 119H3L4 121L1 120ZM197 120H198V123H197ZM251 120H253V123L251 122ZM254 120H255V122H258V123L260 122L262 124V126H261V124H259V126H261V127H259L255 123V127H254L253 126ZM111 121L112 120H110V122L108 123V125L110 124L109 126H111L112 123H113V121H112V123H111ZM209 122H210V124H209ZM250 122L252 123V125H251ZM203 123H204V126H203ZM199 124H200V126H199ZM192 125H194L193 127H195L194 128L195 129L194 130V133L197 134L196 135L197 138H198V136L200 138V139L198 138V140H196L197 138L195 139L194 136L193 137L191 136V138H187L186 139L185 138L186 137L185 132H182V131H185V129L182 128V127H185V128L187 127V129L190 128L191 129V132H192L193 131V129L191 127ZM217 125H218V127H217ZM240 125H241V127H240ZM206 126H208V127L206 128ZM209 126H210V128H209ZM232 126H234V127H232ZM2 127H0V130H2ZM201 127H203V128L205 127L204 129L206 130V133H205V130L203 128L201 129ZM211 127H213V128H211ZM106 128H107V126H106ZM238 128H240V129H238ZM178 129L181 130V132L185 134L184 135L185 137L183 136V134L181 132L180 133L178 132ZM214 129L215 130L218 129V130H217V132L212 133L213 131H215ZM220 130L221 131L223 130V131L221 132ZM99 132H101V134H99ZM190 133H187L188 136L194 135V133L193 134H190ZM97 135H98V137H97ZM150 136H151V138H150ZM99 137H101L102 139L100 140ZM171 139H173V140H171ZM173 141L176 144L175 143H172L173 145L172 144L170 145L172 148H170V146H169V148H166L163 152H161V151L160 152H157L159 150V149L157 150V148H159L161 145H163L165 143H168V142H173ZM187 141H192V144L191 145H194V146H192V148L190 147L191 145L188 146L187 143H189V142H187ZM196 141L198 143H195ZM179 144H180V146H179ZM141 145L144 146L143 149H142V146ZM182 145H184V146H182ZM173 147H175V148H173ZM176 148L178 150H176ZM27 151L28 150L26 149L25 151H22L21 152L23 154H20V161L21 160H24L26 158L25 156L28 153ZM175 151H177V152H175ZM76 155H78V156H76ZM21 156H22V159H21ZM73 156H75V157H73ZM53 157H54V159H53ZM132 157H133V159H132ZM108 158H109V156H108ZM76 159H77V161H76ZM37 160H39V162ZM51 162H54V163H51ZM54 164H55V166H53ZM174 165L172 164L171 167H174ZM14 168H16V169H14ZM27 168L29 170H27ZM94 168H95V170H94ZM165 168H166V170H165ZM251 168H253V167H251ZM251 168H248L247 170L249 171ZM36 169H34L35 172L37 171ZM65 169H67L66 171L68 172V174H66L67 172L65 171ZM98 169L101 170V171L99 172ZM253 169H252V171H253ZM55 170H57V171H55ZM247 170L244 171V173H246L245 176H244V173H242L243 175L242 174H236V176L233 174L232 177L233 176L236 177V178L235 177L232 178L233 180L235 178V180L233 182L234 183L235 182H237V183H239V182L240 183H243L244 181H246V177L249 174L250 175L253 174L251 170H250L251 173H249L250 171L248 172ZM21 171H22V173H20ZM37 172L40 173L39 170ZM43 172L46 173V174H44ZM54 172H55V174H57L59 172L57 174L59 177H61V176L64 175V178H62V180H68V181H72L73 180L75 182L72 181L73 182V183H71L72 186L68 184L69 183L68 181H66L68 183L62 181L61 182L62 185L59 182L57 185L59 187L62 186V190H63L64 193H61L59 197L58 196L55 197L56 199L54 197L53 198H51V197L48 198V196L45 197V199H44L43 196H46L44 193H46L48 190L50 191V189L52 188L51 186H53V184H55L54 181L57 180L55 178V176H57V175H55ZM62 172H64V173H62ZM49 173H51V174L49 175ZM19 174H21V175H19ZM237 175H241L243 178L241 176L238 177ZM87 176H89V177H87ZM249 176L247 178H250L251 177V176L250 177ZM42 177H44V179L47 178L48 180H49L50 177H53L55 179L54 180H52L53 178L50 179L51 180L50 183H52V181L54 183L53 184H50L49 183V185H48L47 183L49 181L47 180L48 182H46L44 180L46 182L45 183L43 181V178ZM15 180H17V181L19 180V181L17 182ZM23 180H25V182ZM238 180H240V181L238 182ZM44 183H45V185H44ZM46 184H47V187L51 185L50 186L51 188L49 187L50 189L49 188L47 189V187H45ZM67 184L69 185V187H68ZM38 185H39V187H38ZM41 185H43L44 188H43V186L41 188ZM55 185L53 187H56ZM31 186H33V185H31ZM13 187H15V188H13ZM196 190L197 189H195V191ZM32 191L34 192V190H32ZM57 191H58V188H57ZM60 191H58V192H60ZM197 192H198V190H197ZM197 192H194V190H193L192 193H195L196 194ZM40 193L41 194L43 193V195L41 196ZM11 199H13V200H11ZM45 200H47V201H45ZM55 202H57V203H55ZM11 203H13V204H11ZM27 216H28V218H27ZM131 222L133 223L134 220H132ZM134 224L132 226H134ZM51 227H49V228L51 229ZM56 228H57V230H56ZM122 228L125 229L126 227H123L122 226ZM87 229H88V231H87ZM119 229L120 230H123V229H121V227ZM80 235H77V236H80ZM132 235L133 234H130V237H135L134 235L133 236ZM129 239L134 240L135 238L134 239L133 238H129ZM134 241L137 244V241L138 240L135 239ZM145 243L148 246H151V247L154 248L155 247L154 245L156 243H158V242L157 241L155 242L154 240H153V242H152V240H149L148 242L147 241L146 242L143 241L141 243L142 250H145L144 247H147ZM156 245H159V244H156ZM117 250L120 251L121 253H119ZM142 250H140V251H142ZM135 251L138 252V249L135 250ZM126 255H127L126 254V249H125L124 246H120V247L117 248L115 246H112V247L110 246L109 247L108 244L95 245V246L93 245V247L85 250V252L78 253L77 256L75 257V259H68L70 262L67 263V264H73V263H75V264H96V263L97 264L98 263L99 264H119L120 261ZM122 256H123V258H122Z\"/></svg>",
    "mask_w": 264,
    "mask_h": 264
}]
</instances>
